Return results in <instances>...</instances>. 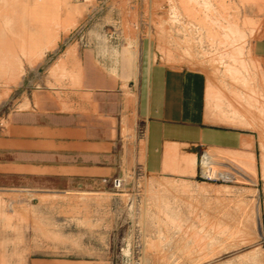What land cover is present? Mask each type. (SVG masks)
Instances as JSON below:
<instances>
[{
  "label": "rangeland",
  "instance_id": "rangeland-1",
  "mask_svg": "<svg viewBox=\"0 0 264 264\" xmlns=\"http://www.w3.org/2000/svg\"><path fill=\"white\" fill-rule=\"evenodd\" d=\"M263 12L264 0H0V139L20 110L62 108L78 94L82 54L202 70L221 92L209 111L257 133L255 166L240 169L249 177L224 162L213 167L234 179L202 177L205 151L230 156L207 147L192 176L150 174L141 154L121 189L107 190L34 188L3 168L0 147V263L264 264V68L254 55Z\"/></svg>",
  "mask_w": 264,
  "mask_h": 264
},
{
  "label": "crops",
  "instance_id": "crops-1",
  "mask_svg": "<svg viewBox=\"0 0 264 264\" xmlns=\"http://www.w3.org/2000/svg\"><path fill=\"white\" fill-rule=\"evenodd\" d=\"M68 50L67 56L75 54ZM254 53L264 68V12ZM81 62V87L68 96L66 106L20 110L4 128L0 147L10 156L3 168L29 174L32 187L113 189L114 178L133 170L141 154L142 168L150 174L189 177L207 147L230 152L206 151L208 169L224 162L236 173L243 166L253 170L257 133L234 117L227 122L209 111L204 71L141 59L140 54H82ZM34 264L55 263L41 259Z\"/></svg>",
  "mask_w": 264,
  "mask_h": 264
},
{
  "label": "bare ground",
  "instance_id": "bare-ground-1",
  "mask_svg": "<svg viewBox=\"0 0 264 264\" xmlns=\"http://www.w3.org/2000/svg\"><path fill=\"white\" fill-rule=\"evenodd\" d=\"M181 2H184V1H181ZM183 4V3H182ZM187 5V4H186ZM186 5H184L183 4V9L185 10V11H187L189 14V16L190 17H192V18H197V19H199L200 21H204V22H207V23H210L211 21V16H209V14H206V16L204 17H202L199 13L201 12L200 10H199V12H197V11H195L193 8H192V6L190 7V6H186ZM210 21V22H209ZM214 22V21H213ZM58 22H56V24H57ZM233 28H235V25L233 26ZM59 30V28L56 30V31H58ZM225 42V40L223 41V43ZM230 48V47H229ZM229 48H225L224 50L225 51H228V49ZM73 52V48H72V50H71V53ZM222 53V52H221ZM224 53V52H223ZM24 56H27V57H29L28 59H31V62L32 61H35V59L36 58H38L37 57V55L39 56V54H37L36 56H32V55H30V54H23ZM231 56H233V57H236V56H238L239 54H230ZM251 56H252V54H250ZM239 59H241V58H239ZM11 64V63H10ZM14 70H15V67H11V70H10V72L11 73H14ZM11 73H9V74H11ZM4 75H6V74H4ZM8 76V75H7ZM7 76H5V77H7ZM9 77H10V79H11V75H9ZM10 79L7 81V83H9L10 82ZM211 80H212V78H211ZM245 85V84H244ZM254 93V92H253ZM5 94H7V91H6V89H3V93H2V95L4 96ZM252 94V93H251ZM255 94H257L256 92H255ZM250 97H251V95H249ZM255 96V95H254ZM253 96V94H252V97H254ZM220 97H221V92H220V90H218L217 89V86H215L211 81H209V83H208V93H207V98H208V104H209V106L212 108V109H216L217 107H219V99H220ZM252 97L250 98V99H252ZM255 97H258V96H255ZM258 99V98H257ZM254 101L256 100V98H254L253 99ZM259 100V99H258ZM258 100H256L257 102H258ZM251 101H249V103H250ZM249 103H247V104H249ZM250 105V104H249ZM248 106V105H247ZM206 152V151H205ZM205 154V153H204ZM204 154H203V157H204ZM204 159V158H203ZM206 164L204 163V161L202 160V167H203V172H204V174L205 175H213L217 170H210V169H208L209 168V166H205ZM218 172V171H217ZM219 173V172H218ZM220 174V173H219ZM223 176H224V174H223ZM0 264H2V262L0 263Z\"/></svg>",
  "mask_w": 264,
  "mask_h": 264
},
{
  "label": "built area",
  "instance_id": "built-area-1",
  "mask_svg": "<svg viewBox=\"0 0 264 264\" xmlns=\"http://www.w3.org/2000/svg\"><path fill=\"white\" fill-rule=\"evenodd\" d=\"M221 174V173H220ZM218 172H215L213 175H205L203 172L202 162H201V176L207 178L209 180H221L223 178V174L220 175ZM123 185V178L117 177L113 180V187L115 189H121Z\"/></svg>",
  "mask_w": 264,
  "mask_h": 264
}]
</instances>
